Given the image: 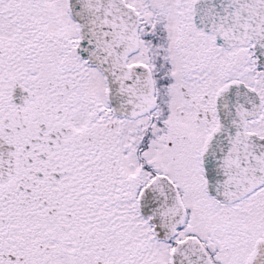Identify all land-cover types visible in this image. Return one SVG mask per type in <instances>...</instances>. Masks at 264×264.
Instances as JSON below:
<instances>
[{
  "label": "snow or ice",
  "instance_id": "obj_1",
  "mask_svg": "<svg viewBox=\"0 0 264 264\" xmlns=\"http://www.w3.org/2000/svg\"><path fill=\"white\" fill-rule=\"evenodd\" d=\"M0 264H264V0H0Z\"/></svg>",
  "mask_w": 264,
  "mask_h": 264
}]
</instances>
